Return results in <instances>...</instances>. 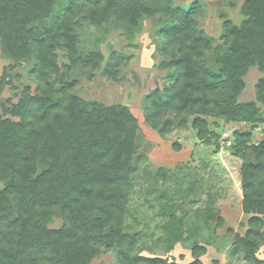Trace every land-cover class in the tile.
Returning <instances> with one entry per match:
<instances>
[{
    "label": "trees",
    "instance_id": "16d2710c",
    "mask_svg": "<svg viewBox=\"0 0 264 264\" xmlns=\"http://www.w3.org/2000/svg\"><path fill=\"white\" fill-rule=\"evenodd\" d=\"M194 4L0 0V50L10 62L0 84L23 61L30 63L35 82L17 102L0 105V264H89L105 251L114 252L117 264H177L141 255V233L127 224L136 117L124 105L79 97L74 72L91 78L103 61L98 49L83 50L86 26L101 30L110 22L131 38L144 17H158L159 68L167 82L144 95V122L166 137L191 119L197 138L213 140L218 148L219 135L203 116L252 125L263 121L258 103L264 104V0H242L240 23L223 21L222 49L210 62L206 54L213 40L197 27ZM121 61L111 52L104 73L115 78ZM253 66L262 74L255 100L239 102ZM233 135V153L242 161L240 208L249 214L244 234L233 235V243L243 259L264 264L255 255L264 242V141L249 144L248 130ZM214 215L205 208L206 220ZM54 219L58 227L50 226ZM175 219L171 215L167 223L170 241L182 236ZM202 253V246L193 245L187 264H205Z\"/></svg>",
    "mask_w": 264,
    "mask_h": 264
},
{
    "label": "rangeland",
    "instance_id": "374dc122",
    "mask_svg": "<svg viewBox=\"0 0 264 264\" xmlns=\"http://www.w3.org/2000/svg\"><path fill=\"white\" fill-rule=\"evenodd\" d=\"M172 1L184 8L196 3L197 27L213 40L206 54L209 62L222 49L223 21L229 19L239 24L242 19L239 15L242 0ZM160 25L158 17H144L131 38L110 22L101 30L87 26L82 29L86 37L83 50L98 49L103 61L91 78L80 70L74 72L77 79L74 92L85 100H96L104 105H124L137 119L138 147L133 158L135 173L127 224L131 231L141 233L138 246L141 255L187 264L192 260L191 248L196 244L204 248L199 258L205 264L213 260L215 264H252L243 259L233 243V235L244 234L249 214L240 208L242 161L233 153L231 145L235 131H250L249 144L264 141V104L258 103L263 121L253 125L203 116L209 129L219 135L218 148L213 140L205 143L197 138L191 119L184 129H173L166 137H161L144 122L141 106L144 95L167 82L166 71L159 68ZM111 52L122 57L115 78L103 71ZM59 60L65 61L63 54H59ZM9 63L0 50V82L4 67ZM29 69L30 63L23 61L4 78L0 84V105L17 102L25 87L34 90L35 82ZM247 70L239 102L255 100V83L262 76L255 66ZM207 207L215 214L211 220L205 217ZM171 215L176 218L175 225L182 235L176 241L167 237ZM59 225L58 219L50 224L51 227ZM255 255L264 261V242ZM114 257L113 251H105L89 264H117Z\"/></svg>",
    "mask_w": 264,
    "mask_h": 264
},
{
    "label": "built area",
    "instance_id": "2783aa9c",
    "mask_svg": "<svg viewBox=\"0 0 264 264\" xmlns=\"http://www.w3.org/2000/svg\"><path fill=\"white\" fill-rule=\"evenodd\" d=\"M227 144H230V142L228 141Z\"/></svg>",
    "mask_w": 264,
    "mask_h": 264
}]
</instances>
